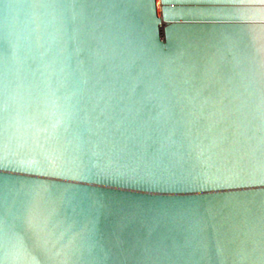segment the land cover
I'll return each mask as SVG.
<instances>
[{"label":"water","instance_id":"1","mask_svg":"<svg viewBox=\"0 0 264 264\" xmlns=\"http://www.w3.org/2000/svg\"><path fill=\"white\" fill-rule=\"evenodd\" d=\"M0 264H264V0H0Z\"/></svg>","mask_w":264,"mask_h":264}]
</instances>
